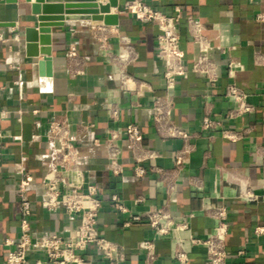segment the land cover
I'll list each match as a JSON object with an SVG mask.
<instances>
[{"label": "crops", "instance_id": "0c3cea01", "mask_svg": "<svg viewBox=\"0 0 264 264\" xmlns=\"http://www.w3.org/2000/svg\"><path fill=\"white\" fill-rule=\"evenodd\" d=\"M107 0H98L106 3ZM126 0H118L111 8L118 15L117 25H104L101 20H65L63 26L52 28V54L49 60L26 51L24 27L34 25L29 3L25 0H0V21H14V26L0 27V131L4 134L0 154V264L5 263L11 243L17 239L21 219L17 188L22 172L28 173L27 197L30 200L29 234L33 240L57 233L64 238L73 235L78 216L67 213L61 205L48 209L43 204V179L50 170L52 143L47 137L50 120L65 119L74 144L79 150L77 164L85 182L98 189L101 208L97 228L106 239L119 243L125 252L126 264H139L143 251L138 242L150 237L149 223L130 221L151 206L168 204L177 221L193 213L190 228L194 235L205 236L215 227V220L205 211L213 200L212 193L223 196L228 213L226 236L227 264H264V233L254 234L264 227V199L245 202L237 198L238 185L246 183L257 193L264 194L262 162L255 145H264V64H255L254 54H264V20L256 15L264 13V0H145L164 13L181 10L178 24L180 46L184 54L187 73L176 80L171 119L196 136L194 150L177 175L175 190L167 194L156 173L148 170L143 177L133 174V161L126 139L122 135L121 164L123 173L113 176L107 167L103 141L108 127L123 132L129 123H136L143 142L158 152V157L146 167L173 169V153L182 145L179 138H161L154 130L150 104L153 94L162 92L159 73L161 61L156 53V28L152 24L137 22L124 9ZM199 22L202 32L211 42L210 57L216 64L217 82L211 86L206 77L190 70L197 57V49L188 34L186 17ZM105 26L108 43L117 53L121 36L128 37L136 52L127 69L143 84L139 92L126 95L119 89L117 79L103 56L96 38L95 28ZM75 43L83 61V72L70 75L66 51ZM232 62L233 75L227 73ZM235 83L246 91L254 110L241 119L229 121V126H251L247 135L239 140H228L219 131L206 132L200 128L206 106L219 118L230 106L224 96L225 86ZM110 100L120 105V118L110 121L106 109ZM97 140V142H94ZM201 181L199 192L189 179ZM117 193L125 207L119 211L111 206L110 196ZM141 198V201H136ZM187 231H176L168 236L156 237L158 264H178L170 257L173 242L186 238ZM189 254L188 264H205V250L185 242ZM239 249L244 250L238 255ZM79 253L86 261L104 264L100 252L87 246ZM44 262L41 252L31 251L28 261Z\"/></svg>", "mask_w": 264, "mask_h": 264}, {"label": "built area", "instance_id": "2783aa9c", "mask_svg": "<svg viewBox=\"0 0 264 264\" xmlns=\"http://www.w3.org/2000/svg\"><path fill=\"white\" fill-rule=\"evenodd\" d=\"M124 9L131 13L133 18L141 24H152L156 28V53L160 59L161 66L156 70L162 80V92L153 94L151 97L150 112L155 132L164 139L179 138L182 145L173 155V169L165 170L158 166L146 167V163L158 157V152L148 147L143 142V135L136 123L127 124L123 132L116 127L106 129V137L103 141V149L109 172L113 176L123 173L121 164L122 135L126 139L128 149L133 161V174L143 177L148 170L156 173L167 194L172 193L177 186V175L188 161L194 144L192 139L196 136L185 127L175 123L170 116L174 91L177 78L187 73L184 63V54L180 46L178 24L182 17L181 10L175 6L173 13H164L149 5L145 0H126ZM257 20H264V13L256 15ZM188 34L197 49V57L192 63L190 70L202 74L208 83L214 86L217 82L216 64L210 57L212 49L211 42L202 32V25L191 16L186 17ZM95 34L99 48L111 67V74L117 79L119 89L126 95L139 92L143 84L136 79L127 69L130 61L136 57V52L128 37L119 38L121 46L117 53L111 50L108 43V30L99 25L95 28ZM66 57L71 65L70 75L76 76L83 72V61L79 55L75 43H70L66 51ZM255 64H264V54H254ZM227 73L233 75L232 62L227 63ZM224 96L230 106L219 118L214 117L210 111V105L204 109L201 117L200 128L202 131H219L220 136L228 140H239L244 138L250 131L251 126L243 127L229 126L226 123L241 119L254 110L250 95L235 83L225 86ZM1 113L4 111L0 110ZM106 116L110 121L116 122L120 118V105L117 101L110 100L106 109ZM4 134L0 131V154L3 148ZM47 137L52 143L50 170L43 179L45 199L43 204L48 209L61 205L69 213L78 216V223L74 233L69 238H64L57 233L42 236L33 240L29 234L31 215L30 200L26 191L28 186V173L22 172L17 188L19 209L21 214L19 234L11 243L13 247L7 251L6 264H42L40 260L28 261L31 251L41 252L44 262L47 264H93L79 253L87 246L95 247L104 259V264H126L125 252L121 244L110 241L101 235L97 228L98 211L101 208V200L98 195L97 186L94 183L85 182L83 172L77 164L79 150L73 142L69 124L65 119L54 118L50 120L47 128ZM97 142V140H94ZM255 151L262 162V177H264V145H255ZM197 192L201 189V181L197 177L189 179ZM264 187V183H262ZM209 198L213 200L211 206L205 213L216 222L214 230L205 236L194 235L190 228V219L193 213L185 215L183 221H177L172 215L168 204L151 206L139 214L132 215L130 221L123 223L128 226L133 221L141 219L149 223L151 236L138 242V248L143 251V260L139 264H158L155 246V238L168 236L176 231H187L186 238H177L173 242L170 257L178 264H188L189 254L184 247L185 242L191 246L204 248L205 264H227L226 236L228 233L227 206L222 195L212 193ZM237 198L245 202H253L264 199V194L255 192L250 185L240 183L238 185ZM111 206L119 211L125 207L120 201L117 193L110 196ZM136 201H141L137 198ZM264 233V227L256 228L254 234ZM238 255H243L244 250L239 249Z\"/></svg>", "mask_w": 264, "mask_h": 264}, {"label": "water", "instance_id": "95a60500", "mask_svg": "<svg viewBox=\"0 0 264 264\" xmlns=\"http://www.w3.org/2000/svg\"><path fill=\"white\" fill-rule=\"evenodd\" d=\"M16 2L17 0H5ZM29 3L34 25L24 27L26 51L49 60L52 54V28L64 25L65 20H101L104 25H117L118 15L111 8L118 7V0H25ZM14 21H0V27L14 26Z\"/></svg>", "mask_w": 264, "mask_h": 264}]
</instances>
